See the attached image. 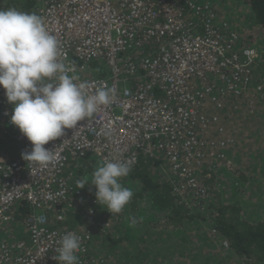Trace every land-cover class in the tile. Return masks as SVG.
<instances>
[{"label": "built area", "instance_id": "built-area-1", "mask_svg": "<svg viewBox=\"0 0 264 264\" xmlns=\"http://www.w3.org/2000/svg\"><path fill=\"white\" fill-rule=\"evenodd\" d=\"M220 1L37 0L34 12L57 37L59 58L74 69L69 74L87 83L88 94L104 86L115 88L116 95L88 121L45 145L56 147L55 160L47 166L27 165L14 154L5 160L0 157V227L4 230L13 222L22 207L30 211L21 222L27 238L5 245L0 241V264H57L53 257L69 232L82 239L79 264H113L93 257L90 229L66 226V216L78 209V202L86 203V219L96 223L101 206L93 204L91 194L79 189L76 181L83 177V167L91 169L113 157L130 160L131 169L142 158L162 157L171 169L169 183L177 203L206 208L211 196L209 171L217 167L215 173L228 175L239 146L227 129L229 110L239 112V101L245 98L253 103L252 96L264 87L261 79L253 80L255 67L262 63L261 27L244 21L239 12L224 15L225 3ZM160 14L166 17L163 32L168 35L144 43L130 39L120 45L113 39L102 43L111 27L139 29L147 39L156 36ZM127 45L135 50L128 55ZM108 67L114 68L113 77L89 81L97 69ZM12 110L0 87V142H16L21 153L31 151V143L10 123ZM51 214L56 223L52 226ZM107 214L98 229L101 233L119 216Z\"/></svg>", "mask_w": 264, "mask_h": 264}, {"label": "clouds", "instance_id": "clouds-1", "mask_svg": "<svg viewBox=\"0 0 264 264\" xmlns=\"http://www.w3.org/2000/svg\"><path fill=\"white\" fill-rule=\"evenodd\" d=\"M60 43L35 12L15 8L0 10V87L13 106L11 125L31 143V151L21 153L27 165L47 166L55 160V148H46L60 140L66 130L76 129L103 106L115 99L116 89L97 87L88 94L86 82H78L74 69L60 58ZM131 171V161L118 157L102 162L91 173L76 181L79 189L96 188V203L112 216L123 212L133 198L122 178ZM137 219L131 217L130 226ZM95 237V235H94ZM82 239L75 232L64 234L53 257L57 264H79Z\"/></svg>", "mask_w": 264, "mask_h": 264}, {"label": "rangeland", "instance_id": "rangeland-1", "mask_svg": "<svg viewBox=\"0 0 264 264\" xmlns=\"http://www.w3.org/2000/svg\"><path fill=\"white\" fill-rule=\"evenodd\" d=\"M235 1L234 2L237 6L231 4V1L227 4L229 6H226V0L222 1L225 3L223 6L224 15H235L237 12L249 14L248 9H245L246 7L242 0L241 2L240 0ZM261 113V110L245 112L247 118L244 125L239 124V122L234 123L235 119L241 115L240 112H235V116L230 112L228 113L227 129L237 137V140L239 141V146H237L234 151H240L243 155L237 158L234 156V164L230 168H227V165L225 164L229 176L221 171L215 173L214 171L217 167L212 171H209L210 173H208L206 182L214 191L211 192L210 196V200H212H209L204 210L184 206L189 211L188 214H191L192 211H197L203 216L199 221L196 218L184 221L183 224L186 227L181 230L184 231L187 238H185L183 234H180L179 238L175 234H168L169 230L167 234H162L161 226L165 223V216L154 214L149 209L148 202L136 196L143 191V184L138 180H134L131 173L127 177L122 178L121 183L124 187L133 190V198L125 207V209L128 210L126 212L123 210V212L119 214L117 222L113 223V227L110 231L101 233L98 230L101 223L108 217L106 208L102 209V207H100L99 214L96 217V223L94 220L90 223L81 209L70 210L66 216V226L90 229L93 235H95L91 248L92 253L97 257L106 258L110 262H113V264H142L147 256L142 255L138 250L146 252L145 248L147 247L151 248L154 254H157L156 251H158L162 253L164 257L170 256L173 260V255H176L179 252L180 246L187 244H190L192 247L194 245L196 250L201 252L202 255L216 257V254H219L223 255V258L226 257L224 251H219L222 248L224 250L229 249L228 247L226 248L224 244L225 238L214 233L211 228V222H213L215 218V215L211 210V205H213L212 202H214L215 199L220 200L225 204H235L239 201H243L246 205V209L251 208L250 210L253 218L257 217L258 213L264 208V178L261 176V173L264 172V154L258 155L261 151H254V146H257V148L264 146V143L259 144L264 138V117H259L261 116ZM248 117L252 118V121L255 123H250ZM256 126L258 128H256ZM10 130L13 135L17 133L13 129ZM258 133H260L259 136H257ZM0 148H4L10 154L21 156V152L16 142H0ZM253 152L257 154H254ZM157 159L162 160L158 166H156L155 171L157 172V175H161V178L169 181L172 173L167 161L162 157ZM100 165V163H97L91 168L88 177L89 180H91V173ZM225 167L222 168V170L225 169ZM239 173L244 174V176L249 179H241ZM139 189H141V191H138ZM86 190L85 187L84 191L87 193ZM235 191L239 192L238 196L234 193ZM138 203L142 204V209L136 208V204ZM136 211L141 212V217L135 215ZM131 217H135L138 221L135 227L130 226ZM155 217H157V220L153 221ZM147 219L152 221H148ZM14 226L17 225H7L4 230L2 228L1 233H4L8 238L10 236L12 238H20L22 235H27L24 226H21V228ZM153 231L154 235H162L164 238L157 240L156 244L146 245L144 241L151 239V233ZM204 236L207 240L203 239ZM210 237L212 239L215 238L216 241L213 242ZM152 239L155 238L152 237ZM201 246L202 248L200 249ZM153 253L149 252L148 254L152 256ZM180 256L183 257L181 254ZM181 257H175V259L180 261L182 259ZM152 264H156V262ZM224 264H238V262L235 259H230L229 261L226 260Z\"/></svg>", "mask_w": 264, "mask_h": 264}, {"label": "trees", "instance_id": "trees-1", "mask_svg": "<svg viewBox=\"0 0 264 264\" xmlns=\"http://www.w3.org/2000/svg\"><path fill=\"white\" fill-rule=\"evenodd\" d=\"M212 1L214 3L217 0ZM230 1L231 4L236 5L235 0H227L226 6H229L227 4H229ZM242 2L246 7L245 9H248L249 11V14L243 13L245 17L244 21H254L261 27L262 35L260 51L262 63L256 67L254 81L261 79L264 85V0H242ZM36 4L37 0H0V10L15 8L19 11L31 13L34 12ZM221 10L223 11V5H221ZM252 98L253 103L250 102L249 98L239 101V112L241 115L235 119L234 123L239 122V124L244 125L247 118L245 112L261 110L262 113L259 117H264V87L262 92L252 96ZM229 112L235 116L233 109H230ZM248 120L252 124L255 123L252 121V118L248 117ZM256 128L258 127L256 126ZM259 134L260 133H258L257 136H259ZM263 143L264 138L259 144ZM257 150L261 151L258 155L264 154V146L259 148L254 146V151ZM234 154L236 158L243 155L240 151H234ZM161 161V159L157 158H142L139 164L134 169H131L130 172L132 178L143 184V191L136 196L146 200L150 204V210L153 213L155 212L165 216V223L161 226L162 234H167L169 230L168 234H175L178 238L180 234H183V236L187 238L184 231L181 230L186 227L183 224L184 221L193 218H196L199 221L203 216L197 211H192L191 214H188L189 211L186 207L177 203L176 196L172 192L169 181L161 178V175H157V172L155 171L156 166H158ZM239 175L243 180L249 179L242 173H239ZM261 176L264 178V172L261 173ZM213 191L212 187H210V194ZM234 193L236 196L239 195V192L237 191ZM212 204L211 210L213 211L215 218L213 222H211V228L216 229L218 231L217 234L225 238L224 244L226 248L228 247L229 249L224 250L222 248L219 251H224L226 257L223 258V255L219 254H216V257L205 256L197 251L194 245L192 247L190 244H187L180 246L179 252L176 255H173L174 258L172 260L170 256L164 257L163 254L158 251H156L157 254H154L152 249L147 247L145 248L146 252L138 250L142 255L147 256L142 264H152L155 262L156 264H224L226 260L229 261L230 259H235L238 264H264V208L258 213L257 217L253 218L251 215V208L246 209V205L243 201H239L235 204H225L224 202L215 199ZM29 212V209L25 207L19 209L17 211L16 222L13 224H21L23 218L26 217ZM0 237L3 239H9L4 233H0ZM152 237L155 239H152ZM160 238L164 237L162 235H154L153 231L151 233V239H147L144 242L146 245H152L156 244L157 240ZM203 239L207 240L205 236ZM212 240L213 242L216 241L215 238ZM201 248L202 246L200 249ZM149 252L153 253L152 256L148 254ZM180 254L183 257H181ZM175 257H181L182 259L177 261Z\"/></svg>", "mask_w": 264, "mask_h": 264}, {"label": "bare ground", "instance_id": "bare-ground-1", "mask_svg": "<svg viewBox=\"0 0 264 264\" xmlns=\"http://www.w3.org/2000/svg\"><path fill=\"white\" fill-rule=\"evenodd\" d=\"M159 17H160V19H161V30L159 31V33L156 35V36H153V37H151V38H149V39H147V38H145V35H144V33L141 31V30H139V29H136V30H133V31H129V32H127V31H116L115 29H114V27H111L110 29H108V34H109V36H107L105 39H103L102 40V43H106L107 42V40L108 39H113V40H118V44L120 45V44H126V41L127 40H140L142 43H144V42H146V41H148V40H152V39H154V38H156V37H160V36H163V35H168V34H164V32H163V30H164V26L167 24V20H166V17H165V15H163V14H160L159 15ZM180 25H181V27H184V18L181 20V22H180ZM148 26V24H146V26L145 27H147ZM129 35V36H128ZM128 36V37H127ZM135 50L134 49H132V48H130V46H128L127 45V47H126V49H125V54L126 55H128V53H133ZM123 53V54H124ZM260 56H261V51H260ZM121 60L119 61V63H121V64H123L124 63V60H125V56H123L122 58H120ZM120 66H122V65H120ZM255 71H256V67H255V69H254V71H253V80H254V76H255ZM114 74H115V70H114V68L113 67H108V68H106V69H97L96 70V73H94V74H92V75H89V81L90 82H95V81H97V80H99V79H107V78H111V77H113L114 76ZM67 175H69V173L67 172L66 173V176ZM85 192V191H84ZM89 193V192H88ZM88 193H86L85 192V194L87 195ZM87 197V196H86ZM92 203L93 204H95L96 203V196L94 197V196H92ZM55 205H58V203H56ZM63 206H64V204H63ZM61 207H59V208H56V209H54L55 210V213L57 214V212H58V210L60 209ZM53 215L54 214H51L49 217H50V220L48 221L49 222V225L50 226H52V225H55L56 223L54 222V218H53ZM39 219H40V223H41V221H42V217H41V215H39ZM118 220V219H117ZM117 220L116 221H114V223L115 222H117ZM16 222V218H15V220L13 221V222H11L10 224H13V223H15ZM40 223L37 225V228H39V226H40ZM112 227L113 226H111L110 228H109V230L108 231H110L111 229H112ZM2 232V227H0V233ZM23 236V235H22ZM20 238H22V237H20ZM20 238H12L11 236L9 237V239H3V238H1L0 237V241H1V243L2 244H7V243H14L16 240H18V239H20ZM92 244H93V242H91L90 244H89V248L91 249L92 248ZM92 255H93V257H96L97 258V256L96 255H94L93 253H92ZM106 259V258H105Z\"/></svg>", "mask_w": 264, "mask_h": 264}, {"label": "crops", "instance_id": "crops-1", "mask_svg": "<svg viewBox=\"0 0 264 264\" xmlns=\"http://www.w3.org/2000/svg\"><path fill=\"white\" fill-rule=\"evenodd\" d=\"M10 142H12V141H10ZM13 154H10L9 152H7L4 148L3 149H1L0 148V157H2V156H4V160L5 159H8L10 156H12ZM91 169H87V168H85V167H83L81 170H80V172H82L81 174H82V176L84 177V176H87V177H89V173L91 172L90 171ZM131 173V172H130ZM90 181L91 180H89V183H90ZM86 191H87V193L89 192L90 194H91V196H94L95 197V192H96V188L94 187V186H92V185H86ZM138 191H141V189H139ZM137 191V192H138ZM81 199V198H80ZM85 199L86 200H88L86 197H85ZM88 203H89V208H91L93 205H92V203L88 200ZM85 206H86V203L85 202H83L81 205L79 204V202H78V209H81L82 210V212L84 211V209H85ZM138 206H139V208H138ZM142 204L141 203H138V204H136V208L137 209H142ZM148 206H149V209H150V204L148 203ZM99 210H100V208H99ZM128 209H124V212H126ZM130 211H131V209H130ZM140 214H141V212H139V211H136L135 212V215L136 216H138V217H141L140 216ZM154 214H157V213H155L154 212ZM157 215H160V216H162L161 214H157ZM165 218V217H164ZM148 220V219H147ZM157 220V217H155L154 219H153V221H156ZM148 221H152V220H148ZM18 226V228L20 227L21 228V224H19V225H17ZM21 235V234H20ZM20 235H19V237H20ZM21 237H23V238H27L26 236H21Z\"/></svg>", "mask_w": 264, "mask_h": 264}]
</instances>
